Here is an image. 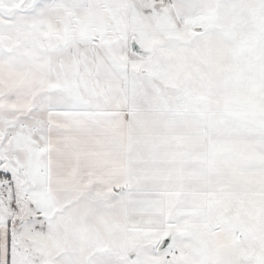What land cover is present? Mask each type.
Masks as SVG:
<instances>
[{
	"label": "crops",
	"instance_id": "0c3cea01",
	"mask_svg": "<svg viewBox=\"0 0 264 264\" xmlns=\"http://www.w3.org/2000/svg\"><path fill=\"white\" fill-rule=\"evenodd\" d=\"M89 1L64 0L52 33L61 39L31 43L25 93L0 91V264H64L60 211L59 233L48 230L61 200L109 209L110 230L119 225L128 239L166 231L175 195L264 198V0ZM133 43L157 50V63L170 48L201 49V110L189 90L184 109L133 98L132 65L143 58ZM245 237L264 251V231L236 239ZM214 244L219 253L211 261L202 249L203 264H226L224 243ZM245 247L239 264H252Z\"/></svg>",
	"mask_w": 264,
	"mask_h": 264
},
{
	"label": "rangeland",
	"instance_id": "374dc122",
	"mask_svg": "<svg viewBox=\"0 0 264 264\" xmlns=\"http://www.w3.org/2000/svg\"><path fill=\"white\" fill-rule=\"evenodd\" d=\"M37 2L38 0H0V91L7 88L15 94L25 93L31 61L37 58V51L31 43H42L44 35L49 36L50 44H56L61 39L59 34L56 38L52 33L56 25L58 27L59 13L64 12V0ZM66 2L70 4L69 1ZM91 3L92 0L89 1L90 5ZM41 4L47 6L45 10L48 11V16L44 19L38 14ZM73 8L70 7L67 11H74ZM69 21L68 15L66 24H70ZM166 51V59H158V63L157 50L142 52L143 58L132 65L136 73L133 90H139L133 98H140L145 108L158 106L162 109H184L187 108L185 102L189 97L186 92L189 90L193 91L192 107L201 110L200 97L206 86L205 57L201 49L181 46ZM157 87L162 89V95H157ZM17 98L22 106L26 104L24 95ZM9 194L10 199H15L17 203L26 201L25 193L13 191ZM56 198L66 197L50 195L51 200ZM61 202V206L51 215L48 230L53 236L59 233L57 210L60 211V216L63 217L59 225L64 224L63 231L60 230V234L64 236L61 242L65 244V250L61 251L66 253L63 257L64 264H203L202 249L205 248L203 252L212 261L211 256L219 253L214 244L218 239L224 243L219 250H223L220 256L226 259V264L240 263L239 252L243 246L250 250L252 264H264V251L261 248H255L248 237L236 239L239 232L244 234L251 233V230L258 233L264 231V198L261 197H234L229 193L220 198L175 195L169 203V226L166 231L159 234H130L128 239L126 235L122 236L123 229L119 225H116L113 232L110 230L115 224L108 216L109 209L97 207L96 203L84 209L79 203L70 205L68 201ZM19 211H24V208H19ZM85 214H88L87 218ZM219 223L221 230L218 236L216 228ZM83 229L84 237L79 239ZM170 234L173 239L171 245V239L166 237ZM208 234L210 239L205 238ZM163 238H167L169 242L160 251L159 245ZM73 249L76 250V256L69 253ZM52 250L57 251L56 248ZM254 258L263 262L258 263Z\"/></svg>",
	"mask_w": 264,
	"mask_h": 264
},
{
	"label": "water",
	"instance_id": "95a60500",
	"mask_svg": "<svg viewBox=\"0 0 264 264\" xmlns=\"http://www.w3.org/2000/svg\"><path fill=\"white\" fill-rule=\"evenodd\" d=\"M132 49L136 53H141V49L135 43L132 44ZM168 242H169L168 239L163 241L162 244L159 247V250L162 251L163 249H165V247L167 246Z\"/></svg>",
	"mask_w": 264,
	"mask_h": 264
}]
</instances>
